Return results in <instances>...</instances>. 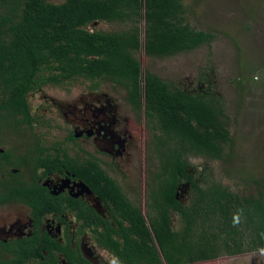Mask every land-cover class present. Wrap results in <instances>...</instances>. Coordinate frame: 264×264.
Wrapping results in <instances>:
<instances>
[{
	"label": "trees",
	"instance_id": "trees-1",
	"mask_svg": "<svg viewBox=\"0 0 264 264\" xmlns=\"http://www.w3.org/2000/svg\"><path fill=\"white\" fill-rule=\"evenodd\" d=\"M186 11L185 0H0V129L1 124H28L31 118L24 97L39 83L112 78L126 88L135 105L142 93L145 116L151 128L159 131L152 146L162 172L145 213L125 199L92 156L70 157L57 143L50 144L49 151L43 146L44 167L50 170L63 164L102 200L112 203V214L122 217L116 229L105 225L102 238L116 264H183L220 254L264 252V173L241 176L254 190L238 195L212 178L201 186L185 172L191 154L233 163L234 142L227 128L225 99L183 91L147 70L139 91V62L133 51L142 46L147 56L166 57L190 51L213 37L210 30L193 27ZM98 22L121 23L123 27L103 31L94 28ZM233 60L235 65L237 58ZM226 81L241 85L238 75ZM46 118L43 114V120ZM13 155L8 148L0 152V182L6 174L16 175L6 165L14 166L23 156ZM162 165H167L166 171ZM178 178L190 182L193 194L187 205L174 197ZM13 180L3 183L0 201L17 192ZM32 196L35 210L42 206L43 212L62 210L49 192H43L42 204ZM79 208H75L76 216L84 217L85 209ZM170 209L178 215L176 228L169 225ZM52 249H61L55 240L45 250L52 254ZM193 249L197 251L191 253Z\"/></svg>",
	"mask_w": 264,
	"mask_h": 264
},
{
	"label": "flooded vegetation",
	"instance_id": "flooded-vegetation-1",
	"mask_svg": "<svg viewBox=\"0 0 264 264\" xmlns=\"http://www.w3.org/2000/svg\"><path fill=\"white\" fill-rule=\"evenodd\" d=\"M107 79L122 86L123 100L108 95L104 89L96 90L100 87L105 88L104 78L84 80L87 81L86 90H90L86 100L80 95L65 99L66 95L61 94L62 100L66 103L70 102L68 104L72 107L62 104L56 93L51 96L45 95L41 90L43 83L35 85L26 92L24 98L31 120L28 124L19 125L24 124L28 128L27 125L31 122L43 121V114L53 116V111L63 120L60 119L54 128L42 137L34 136L32 145H24L21 148L19 143L15 142L12 145L13 149L9 148L14 154L13 158L21 155L23 159L14 166L6 165V168L16 175L7 177L6 174L5 180L0 182V190L3 183H10L12 179L14 180L11 184L18 187L17 192H12L11 196H5L0 201V264H51V262L52 264H116V259L102 243L103 234L107 229L105 225L116 229L117 220H122L117 213H111L112 203L102 200L83 179L74 176V173L64 168L63 164L51 167L50 170L43 166V146L49 151V145L52 143H57L61 149H65L70 157L92 156L106 175L117 183L125 199L135 205L137 203L131 200L135 195L126 193L129 189L125 182L126 176L139 168L145 178L146 176L154 178V181L146 179V183H156L160 175V161L157 151L152 146L153 130L146 127L144 115L138 120L137 127L133 122L137 119L135 110L139 107L143 108L142 93L138 105H135L130 101L126 88L120 82L105 78ZM199 79L204 80L205 77ZM72 81H66L58 86L66 87ZM209 84L210 82L206 85V89ZM141 89L139 80V91ZM197 91L211 93L197 88L186 92ZM17 126L9 127L13 130ZM145 129L148 135L145 134ZM132 147L134 150L129 151ZM6 149L0 146V152ZM148 159L154 161V165L151 166L154 171L147 175L145 167ZM185 172L189 176L192 175L187 168ZM163 175H166V172H163ZM191 178L198 183L195 178ZM180 180L177 179L174 197L183 204L180 192L189 193L191 186L188 180L184 182ZM130 188L133 190L134 187ZM27 190L30 194L35 193L39 197L28 196ZM152 190L154 185L150 188L146 200L139 192L143 208H147ZM45 191L55 198L57 204H61L60 212L47 210L43 212V206L39 211L34 209L35 203L30 201V197L42 204L41 197ZM76 207L85 209L84 217L76 216ZM138 208L142 210L139 206ZM141 212L144 213L143 210ZM171 212L176 214L170 209L169 216ZM176 216L178 217L177 214ZM54 240L60 244L61 249H52V254H49L45 250L46 246ZM154 245L157 248V245ZM35 249L37 252H33Z\"/></svg>",
	"mask_w": 264,
	"mask_h": 264
},
{
	"label": "rangeland",
	"instance_id": "rangeland-1",
	"mask_svg": "<svg viewBox=\"0 0 264 264\" xmlns=\"http://www.w3.org/2000/svg\"><path fill=\"white\" fill-rule=\"evenodd\" d=\"M185 5L187 19L191 25L210 30L213 37L190 51H180L166 57L147 56L144 54L142 46L133 51V56L139 62L140 84L142 85L144 70H147L164 81L176 84L184 91L189 89L193 91L194 88H197V90L210 91L214 95L223 97L229 113L227 128L234 142L233 163H221L215 159L191 154L187 156L186 168L191 171V177L195 178L201 186L207 184L212 178L219 181L221 185L229 187L233 193L238 195L253 192V184H245L240 177L248 173L257 175L264 173V0H185ZM122 27L123 24L114 22H98L94 25L95 29L103 31L118 30ZM138 27L140 36H142V21L138 22ZM234 58H237L235 65ZM253 68H257V70L253 72ZM200 74H205L204 80L199 79ZM236 75H238L241 85L228 84L226 79ZM209 82V87L206 89ZM103 85L105 88L100 87L96 90L104 89L108 95L123 100V88L120 84L104 79ZM86 89L87 81L83 79H75L66 87L48 85L41 88L45 95L58 94L59 100L63 99L61 94L66 95L65 99L80 95L82 99L86 100V95L90 92ZM68 103L62 100V104L67 105ZM68 105L72 107L70 104ZM135 111L137 119L133 122L137 127L138 120L145 114L142 107ZM53 113L51 117L46 115L47 118L43 121L40 120V123L31 122L30 125H27L28 128L22 124L12 130L8 125L1 124L0 146L13 149L12 145L15 142L19 143L21 148L24 145H32L34 136L42 137L62 119L55 111ZM145 121L146 127L151 130V122L146 116ZM152 130L151 134L159 133L156 128H152ZM32 131L34 132L32 133ZM145 134L148 135L147 130ZM156 143L157 148V145L159 146L158 139ZM133 150L134 147L129 151ZM148 160L147 167H145L147 175L154 171L151 168L154 161ZM161 167L165 171L167 165ZM150 177L146 176L145 178L144 173L138 168L132 174L127 175L125 179L129 186L126 193L135 195L131 200L137 203L136 205L144 213L148 211V208L141 206L139 192L145 200L148 198L149 190L155 184L154 182L146 183V179L154 181V178ZM180 179L181 182L186 180ZM130 187H134L133 190ZM180 194L178 195L182 197L183 204H189L193 192L191 190L189 193L181 191ZM169 224L174 228L178 226V217L173 212L169 216ZM196 251L197 249H193L191 253ZM186 264H264V252L220 254L213 259L191 261Z\"/></svg>",
	"mask_w": 264,
	"mask_h": 264
},
{
	"label": "clouds",
	"instance_id": "clouds-1",
	"mask_svg": "<svg viewBox=\"0 0 264 264\" xmlns=\"http://www.w3.org/2000/svg\"><path fill=\"white\" fill-rule=\"evenodd\" d=\"M184 264V263H183ZM186 264V263H185Z\"/></svg>",
	"mask_w": 264,
	"mask_h": 264
}]
</instances>
